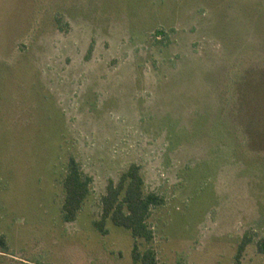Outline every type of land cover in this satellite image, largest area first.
<instances>
[{
  "label": "rangeland",
  "instance_id": "rangeland-1",
  "mask_svg": "<svg viewBox=\"0 0 264 264\" xmlns=\"http://www.w3.org/2000/svg\"><path fill=\"white\" fill-rule=\"evenodd\" d=\"M131 164L164 200L140 252L264 264V0H0V264H133L93 225Z\"/></svg>",
  "mask_w": 264,
  "mask_h": 264
},
{
  "label": "trees",
  "instance_id": "trees-1",
  "mask_svg": "<svg viewBox=\"0 0 264 264\" xmlns=\"http://www.w3.org/2000/svg\"><path fill=\"white\" fill-rule=\"evenodd\" d=\"M60 20L57 24L60 25ZM92 185V178L85 174L73 156L67 161L66 173L62 181L64 200L61 208L64 222H73L86 199ZM164 204L162 197L155 193H147L144 189V180L137 164H131L119 177L116 183L110 181L106 193L101 199V218L94 222L95 229L102 235H107L106 224L130 232L133 239L131 252L133 264H157L156 253L152 248L143 252L138 250V240L151 243L154 234L148 220L152 211ZM244 239L238 250V257L242 255L246 245Z\"/></svg>",
  "mask_w": 264,
  "mask_h": 264
}]
</instances>
